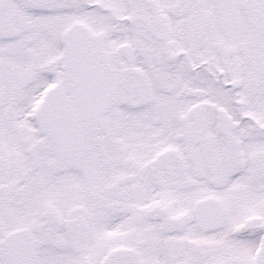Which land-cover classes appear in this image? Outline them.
<instances>
[{"label": "snow or ice", "instance_id": "snow-or-ice-1", "mask_svg": "<svg viewBox=\"0 0 264 264\" xmlns=\"http://www.w3.org/2000/svg\"><path fill=\"white\" fill-rule=\"evenodd\" d=\"M0 264H264V0H0Z\"/></svg>", "mask_w": 264, "mask_h": 264}]
</instances>
